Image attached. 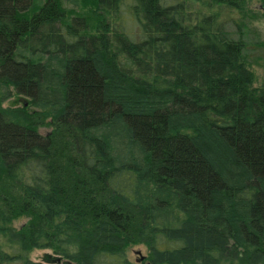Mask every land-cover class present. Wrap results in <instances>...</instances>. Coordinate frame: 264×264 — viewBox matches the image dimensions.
I'll return each mask as SVG.
<instances>
[{
    "label": "trees",
    "instance_id": "trees-1",
    "mask_svg": "<svg viewBox=\"0 0 264 264\" xmlns=\"http://www.w3.org/2000/svg\"><path fill=\"white\" fill-rule=\"evenodd\" d=\"M243 1L0 0V264H264V86L220 23Z\"/></svg>",
    "mask_w": 264,
    "mask_h": 264
},
{
    "label": "rangeland",
    "instance_id": "rangeland-1",
    "mask_svg": "<svg viewBox=\"0 0 264 264\" xmlns=\"http://www.w3.org/2000/svg\"><path fill=\"white\" fill-rule=\"evenodd\" d=\"M30 2L34 9H38L46 2V0H24ZM205 0H187L189 11L207 12ZM239 9H221L220 23L224 30L234 40L243 42L244 60L249 69L255 76L254 87L264 86V0H244L239 4ZM62 8L67 16H75V14H83L81 2L62 1ZM119 22V21H118ZM120 24V23H119ZM120 27V25H117ZM129 28V27H128ZM136 29H133L134 33ZM135 39V36L132 35ZM27 99H18L16 96L4 102L3 108H21L23 102ZM31 112L32 108L27 107ZM51 131L48 126H39L37 132L41 136H47ZM28 218L22 217L12 223L14 229H20L26 224ZM148 250L146 246L137 244L129 246L126 249L127 260L132 264H140L147 258ZM57 256L50 249L31 250L29 259L33 262L49 263ZM65 264H72L65 262Z\"/></svg>",
    "mask_w": 264,
    "mask_h": 264
},
{
    "label": "water",
    "instance_id": "water-1",
    "mask_svg": "<svg viewBox=\"0 0 264 264\" xmlns=\"http://www.w3.org/2000/svg\"><path fill=\"white\" fill-rule=\"evenodd\" d=\"M23 105H24V106L27 105L26 101L23 102ZM54 262L57 263V264H59V263H61V259H60L59 257H56V258L54 259ZM64 264H65V263H64ZM147 264H149V263H147Z\"/></svg>",
    "mask_w": 264,
    "mask_h": 264
}]
</instances>
